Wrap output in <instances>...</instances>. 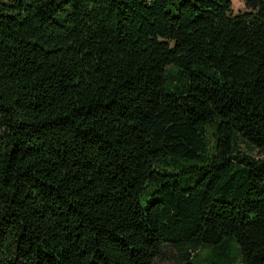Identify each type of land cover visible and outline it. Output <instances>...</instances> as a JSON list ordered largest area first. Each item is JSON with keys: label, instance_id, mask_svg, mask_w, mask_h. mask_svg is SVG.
Masks as SVG:
<instances>
[{"label": "trees", "instance_id": "16d2710c", "mask_svg": "<svg viewBox=\"0 0 264 264\" xmlns=\"http://www.w3.org/2000/svg\"><path fill=\"white\" fill-rule=\"evenodd\" d=\"M245 2L0 0V264H264Z\"/></svg>", "mask_w": 264, "mask_h": 264}, {"label": "rangeland", "instance_id": "374dc122", "mask_svg": "<svg viewBox=\"0 0 264 264\" xmlns=\"http://www.w3.org/2000/svg\"><path fill=\"white\" fill-rule=\"evenodd\" d=\"M232 4H233V12L234 13L249 10L245 0H232ZM148 198L149 197L147 195H145L143 197V202L146 203ZM166 264H173V263H166Z\"/></svg>", "mask_w": 264, "mask_h": 264}]
</instances>
